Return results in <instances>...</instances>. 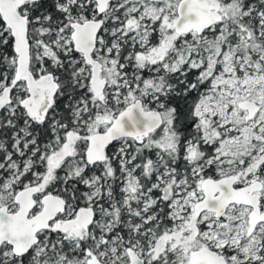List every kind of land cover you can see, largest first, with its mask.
Returning <instances> with one entry per match:
<instances>
[{
  "label": "snow or ice",
  "instance_id": "snow-or-ice-1",
  "mask_svg": "<svg viewBox=\"0 0 264 264\" xmlns=\"http://www.w3.org/2000/svg\"><path fill=\"white\" fill-rule=\"evenodd\" d=\"M0 264H264V0H0Z\"/></svg>",
  "mask_w": 264,
  "mask_h": 264
}]
</instances>
